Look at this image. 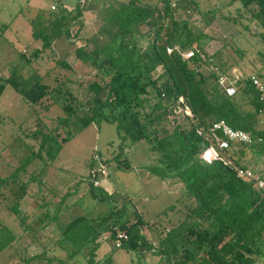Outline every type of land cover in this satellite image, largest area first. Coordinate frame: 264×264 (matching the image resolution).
Segmentation results:
<instances>
[{"label": "trees", "instance_id": "16d2710c", "mask_svg": "<svg viewBox=\"0 0 264 264\" xmlns=\"http://www.w3.org/2000/svg\"><path fill=\"white\" fill-rule=\"evenodd\" d=\"M235 1L227 0L221 5ZM238 1L235 10L248 14L249 21L263 28L260 34L264 41V0ZM90 9L99 12L101 21L75 48L76 56L99 71L107 69L108 78L89 81V95L85 99L78 98L65 85L67 78L51 85L41 76L29 81L11 69L8 76L0 79V95L6 84L29 103L56 91L62 95L63 109L52 129L36 122L29 135L37 141V147L28 146L29 157L6 175L0 174L1 199H6L5 208L14 213L22 229L15 232L0 219V264H8L5 255L10 249L16 250L10 258H18L17 264H71L78 254L83 256L85 264H104L97 258L101 236L107 234V238L114 240L119 231H125L127 237L117 247L126 251L150 250L158 256L152 264H264V195L253 179L240 177L235 169L238 165L249 166L250 157L256 153L264 156V142L231 141L226 152L233 163L226 165L221 160L205 161L200 157L209 142L196 133L197 126H208L222 118L234 128L264 138L258 116L264 102L251 80L252 74L236 77L231 71L234 63L225 65L220 49L209 55L205 52L211 36L190 24L194 11L207 13L201 11L198 0H101L99 3L77 0L71 8L62 3L55 10L49 8L48 12L42 11L29 19L32 37L41 44L25 59L36 58L47 48L53 50L56 41L70 38L73 25H76L74 35H79L84 26L83 12ZM210 11L212 18L216 10ZM244 26L249 28V24ZM193 45L198 51L185 58L182 52ZM55 60L69 67L65 57ZM203 65L210 66L209 71L203 70ZM263 71L264 65L254 73L263 78ZM223 74L233 78L236 91L232 95L219 83ZM180 95L186 99L193 116H182L172 122L169 115ZM102 121L115 124L119 149L109 158H102L99 153L101 161L107 163L112 159L115 168H129L131 161L123 155L124 148L143 141L156 158L148 167L154 172L161 171L162 178L180 182L182 192L175 202L155 214L151 224L136 207L129 205V199L120 202L110 199L106 191L96 192L98 185L93 183L89 171L88 191L97 201H109L107 206L70 213L64 221L57 222L56 241L66 251L64 256L49 255L46 249L23 253L17 243L26 232L33 236V220L39 226H46L59 219V211L49 212V200L44 195V189L50 193L53 190L42 185V174L49 160L57 156L63 143L75 133L92 122ZM31 160L36 168L28 171ZM94 160L91 159L90 166ZM257 175L263 176L264 169ZM34 182L38 186L30 191ZM68 193H63L62 199ZM26 195L40 209L30 220L21 207ZM179 201L183 208L178 206ZM64 203L67 207L68 203ZM169 210L172 214L181 210V215L176 219L173 215L166 217L168 225L156 230L154 222ZM145 227L157 231V244L145 236Z\"/></svg>", "mask_w": 264, "mask_h": 264}, {"label": "rangeland", "instance_id": "374dc122", "mask_svg": "<svg viewBox=\"0 0 264 264\" xmlns=\"http://www.w3.org/2000/svg\"><path fill=\"white\" fill-rule=\"evenodd\" d=\"M65 1L68 3H64ZM72 1L75 0H0V64L9 65V69L12 68L25 79L29 78V81L41 76L44 82L55 85L58 80L67 78L65 85L83 100L89 95L87 87L89 81L94 79L103 81L108 78L107 69L99 71L92 65L83 63L75 52V48L83 43V37L91 33L94 26L100 23L98 11L85 10L83 12L84 26L79 35H74L76 25H73L70 38L56 41L53 50L45 49L40 56V58L44 57L42 61L38 57L25 59L30 56L36 46L41 44L40 40L32 37L29 19L42 11L48 12L49 8L55 10L58 5L69 4ZM100 1L94 0L95 3ZM198 1L201 11H207V13L204 15L194 11L190 17V24L211 36L204 47L205 52L209 55L220 49L221 59L225 65L234 63L231 71L236 77L255 74L254 71L264 65V41L260 34L263 28L258 23L249 21L248 14H239L235 10L240 4L238 0L230 5H221L227 0ZM52 4L54 7L51 6ZM214 8L215 16L211 18L210 10ZM3 24L6 26L2 27ZM245 24H249V28H245ZM10 45L13 47L14 54L9 49ZM22 49H27V52H21ZM55 57H65L69 67L60 65ZM213 59L216 60L215 56ZM209 67L202 66L205 71H209ZM44 68L49 69V72L44 74ZM260 78L264 82V77ZM60 86L63 87L62 83ZM61 102L62 95L54 91L53 94H48V97L36 103H29L10 84L5 85L0 95V174L6 175L20 161L29 157L31 153L29 147L32 146L34 149L37 147V141L29 135V132L36 127V122L46 129H52L58 116L63 114ZM258 116L261 119L260 125L264 127V109L258 113ZM169 117L174 122L180 120L182 115L173 107ZM117 142L115 124L102 121L100 124L94 122L88 124L63 143L57 156L49 160L47 169L42 174V185L53 190L50 193L49 190L44 189L45 199L49 200L48 210L51 214L59 211V219L47 223L46 226H39L33 220L31 222L34 225L33 236L26 232L22 241L17 243L18 249L27 254L40 252L42 249H46L49 255L64 256L66 254L56 241L59 235L57 222L64 221L70 213H82L94 207H105L109 203L105 200L97 201L91 196L88 191L89 171L98 172L97 178L100 182L95 188L96 192L106 191L110 199L120 202L129 199V205L136 207L150 222L156 218L157 212L176 201L183 190V185L180 182H172L171 178H162L161 171L156 169L154 172L148 167L155 162L156 158L154 153L145 147L143 141L128 144L124 148L123 155L131 161L129 168H115V162L110 159L107 163L102 161L107 166V174H99L100 160L94 155L101 153L102 158H109L118 151ZM92 158L95 160L90 166ZM250 160L249 167L255 175L260 169H264L262 154L256 153L250 157ZM33 161L31 160L27 166L28 171L36 168ZM35 161L39 163L38 160ZM37 186V182L31 183L29 190H36ZM65 192L70 193L67 198L62 199V194ZM5 201L6 199L2 200L0 196V219L13 231H22L17 217L5 208ZM64 202L68 203L67 207H64ZM177 204L183 208L181 201ZM21 207L28 214V220L34 218L40 210L35 200L29 195L24 197ZM170 215L176 219L181 215V210L174 214L169 210L166 215L160 217L158 222H154L156 230L162 225H168L165 218ZM156 230L153 227L144 228L145 236L154 245L158 240ZM106 235L101 236V243L97 250V258L104 264H152L158 259L156 254L147 249L137 252L117 247ZM15 251L10 249L6 257L4 256L6 259L9 258L8 264L19 263L18 258H10ZM71 264H85L83 256L76 255Z\"/></svg>", "mask_w": 264, "mask_h": 264}, {"label": "built area", "instance_id": "2783aa9c", "mask_svg": "<svg viewBox=\"0 0 264 264\" xmlns=\"http://www.w3.org/2000/svg\"><path fill=\"white\" fill-rule=\"evenodd\" d=\"M51 6L54 7L53 4ZM167 50L170 51L171 48L168 47ZM196 51H198V49L195 47V45H193V47L183 51L182 54L185 58H189L194 55ZM251 80L259 92L260 99L264 102V82L255 74L251 75ZM219 83L223 86L228 95H232L235 93L236 85L233 83L232 77L223 74L219 77ZM174 109L182 116H193L189 104L182 95H180L176 100ZM196 133L203 136L205 140L209 142L208 145L202 150L200 157L205 161L221 160L223 164L226 165H230L233 163L232 157L226 152V148L229 146L231 141H240L246 144H258L264 142V138L261 135L255 136L248 130L242 128H234L222 118L214 120L208 126H197ZM94 157L100 160L99 174L106 175V164L101 161V159L98 157V154H95ZM235 169L237 175H239L240 177L244 179H253L255 187L260 189L264 195V175H255L249 166L238 165L235 166ZM91 174L94 177L93 183L95 185H98L100 182L97 178L98 172L93 170L91 171ZM126 237L127 234L125 231H119L117 236L113 240L115 246H119L121 243V239H124Z\"/></svg>", "mask_w": 264, "mask_h": 264}, {"label": "crops", "instance_id": "0c3cea01", "mask_svg": "<svg viewBox=\"0 0 264 264\" xmlns=\"http://www.w3.org/2000/svg\"><path fill=\"white\" fill-rule=\"evenodd\" d=\"M76 1L77 0H75V1H72V3H70L69 2V4H64V5H66L67 7H73L74 6V4L76 3ZM67 1H65L64 3H66ZM68 3V2H67ZM9 49L12 51V53L14 52V50H13V47H12V45H10V47H9ZM22 51H25V52H27V49H22L21 50V52ZM9 53V52H8ZM7 53V54H8ZM15 53V52H14ZM13 53V54H14ZM43 54V53H42ZM41 54V55H42ZM40 55V56H41ZM40 56H38V59L39 60H41L42 61V59L44 58V57H42V58H40ZM58 56V55H57ZM57 58V57H56ZM12 69V68H11ZM11 69H9V65H7V64H0V77H6V76H8L9 75V71L11 70ZM49 69H47V68H44L43 69V73L44 74H46V73H48L49 71H48ZM3 92V91H2ZM2 94V93H1Z\"/></svg>", "mask_w": 264, "mask_h": 264}]
</instances>
